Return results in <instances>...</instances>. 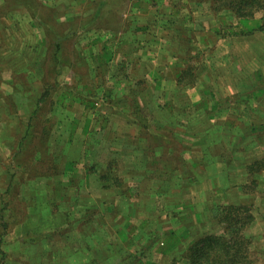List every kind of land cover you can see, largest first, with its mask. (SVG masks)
<instances>
[{
    "label": "rangeland",
    "instance_id": "1",
    "mask_svg": "<svg viewBox=\"0 0 264 264\" xmlns=\"http://www.w3.org/2000/svg\"><path fill=\"white\" fill-rule=\"evenodd\" d=\"M92 1L0 0V168L13 175L0 194V264H57L54 251L60 260L73 253L77 232L92 235L93 247L110 240L124 253L108 264H190L188 248L207 234L205 221L223 233L219 213L227 204L250 205L254 215L241 264H264V10L239 18L211 0H139L141 12H154L141 23L157 27L146 37L154 41L140 46L157 62L134 69L122 63L130 45L117 47L123 18L107 13V0ZM150 67L165 84L145 103ZM192 87L190 96L183 91ZM230 88L239 93L224 97ZM214 121L232 125L221 142ZM197 135L206 137L202 161L184 140ZM155 151L171 159H149ZM218 152L224 159L216 171L209 155ZM181 154L210 175L199 180ZM86 172L92 192L84 190ZM26 191L32 201L46 196V219L59 215L60 223L41 233L17 229L27 218ZM92 197L99 204L81 209ZM181 225L189 236L177 241Z\"/></svg>",
    "mask_w": 264,
    "mask_h": 264
},
{
    "label": "crops",
    "instance_id": "2",
    "mask_svg": "<svg viewBox=\"0 0 264 264\" xmlns=\"http://www.w3.org/2000/svg\"><path fill=\"white\" fill-rule=\"evenodd\" d=\"M92 1V0H91ZM105 1V0H103ZM108 3V8H106V10H108V14H111V11H115L117 12V15L119 14L124 21H122L123 25L121 24L119 26V31L118 34L120 35V41L117 45V47L119 46H123L124 45H130L129 47V51H125L128 54V58L127 61H123L122 63L123 65L127 66L130 62V64L134 67V69L136 68H141L144 67L146 64L148 65H152L155 66L156 65V58L151 59L150 58V52L145 51V49H141L144 43L147 42V44H151V41L153 42L154 39H148L146 37H150L151 33H154L157 30L156 25H150L146 22V24H142V18L145 17H149L151 14H154V12L148 8H144L142 9L143 12H141V6L139 2V0H107ZM149 0H146V2ZM93 2V1H92ZM123 9H125V12H122ZM130 35V36H129ZM146 39V40H145ZM146 41V42H145ZM134 50H141L139 52V54H137V52ZM118 54V55H123V53L118 52V53H114ZM140 58V59H139ZM122 59L125 60V56H122ZM171 60V59H170ZM152 68H148V72H146V76L149 77V81H153V85H151V82H149V88H148V92L147 91H143L142 92V98L143 101L146 103L147 99L149 98L150 95H152L153 93L157 92V90L162 87L165 84V79L164 78H160L158 77V74L156 72H151ZM132 76L138 77L135 74H132ZM224 82L225 80H220L218 82L215 83V81H213L214 85L216 88H220V83ZM163 82V83H162ZM202 85H200L199 88H201L200 90H204V85H203V81L201 82ZM232 83V82H231ZM251 83V82H250ZM167 84L169 85H173V82H171V80H168ZM175 86L172 89H174V91L178 90V85L177 83H174ZM244 87V82L242 83H238V88H242ZM194 88H198V87H192V88H188V89H184L183 91H185V93L192 95L191 93H195ZM232 90L230 92V94H226L224 97L230 96L233 97L236 95V93H239V89H237L235 92L234 89H229ZM240 93H246L247 91L241 89ZM178 93V92H177ZM182 93V91H181ZM170 94V93H169ZM221 95V94H220ZM141 97V95H140ZM170 97H173L174 99H177L178 96L177 95H170ZM189 100V99H188ZM185 107H187L188 109L190 108L193 109L192 106L190 105H186ZM194 108L197 109V112H204L207 111V108H201L199 109V106H195ZM212 109V108H210ZM229 113V112H228ZM218 123V129L219 131L216 132L215 137L217 138V142H221L224 139V135L222 134L224 131V129H229L232 128V125L230 124H226V122H216ZM248 123V122H247ZM133 125H136V123L133 122ZM137 126V125H136ZM229 132V131H228ZM200 135H197V137H193V136H185L184 140L186 142L189 143V145L194 148L196 147V150L193 151L194 153H198L200 155V159L201 161L203 160L202 157L204 158L205 155H203L204 153V148H205V139L206 137H201ZM156 140L154 142H157L158 139L155 138ZM151 140V139H149ZM152 141V140H151ZM166 144V142H164ZM221 144V143H220ZM164 156V157H163ZM210 158H213V163L210 166L211 168H216V165L218 164L221 165V161H223V156L221 152H218V154L214 155V157L212 156V154L209 155ZM181 160H183L184 162H190L191 167L193 168V170L197 173V177L199 178V180L208 177V175H210V173L207 174V176L204 174H200L197 170V167L194 166L195 162L192 163V160L190 161L191 157H187L186 154H181L180 155ZM149 159H158V160H170V155L169 153H161L158 151H155L154 153H152V158L150 157ZM195 159V158H194ZM197 161V160H196ZM215 162L216 165H215ZM73 164H68V166H72ZM213 166V167H212ZM210 168V169H211ZM166 171V169H165ZM77 178L79 174H77L78 169L75 168V171ZM166 176L167 174L164 173ZM213 175V173L211 174ZM71 175L66 173V177H68ZM92 176L89 175L87 172L84 174V190L85 192H92L93 189H91L92 186ZM71 179V178H70ZM13 183V175L8 173L7 170H2L0 168V194L1 193H5L7 191L10 190V187ZM27 184V183H25ZM200 186L203 187L202 183L200 184ZM151 190H153V193H155V189L154 184L150 185ZM31 191L34 192H38L37 189L35 188V186H33L31 188ZM107 189H101V192H107ZM150 190V191H151ZM180 191V190H179ZM168 192V191H165ZM193 192V191H192ZM34 193L32 192H25L23 198L26 199V201H29L28 205H27V218L25 221H22L21 223L18 224L17 229L22 230L21 232H28V231H35L37 233H41L43 231H45V226L48 225V228H53L54 225H57L60 223V218L59 215H55L52 214L51 216H49L48 219H46V204L43 202L44 198L46 199V196H43L42 199L40 198V193L38 194V198H35L34 201H32V196ZM183 195V194H182ZM195 195H199V194H195ZM100 198L105 196V193L100 194ZM93 199V200H92ZM104 201H106V199H103L101 201V204L104 203ZM194 202H196V204H198V202H200L201 200L198 198H196V200H193ZM84 204H80V208L83 210H87L90 209L91 206L89 204H99V200H97V198L92 197L89 201L87 199H84L83 202ZM195 216V218L197 217L198 213L192 214ZM58 218V219H57ZM84 226H88L91 225V222L87 221L83 223ZM82 224V225H83ZM203 233H214L215 231H213V228L215 227V223L214 222H209V221H205L203 224ZM184 226H178L177 228H174V235H176L177 241H181L182 238L184 237H188V235H186V233L184 232L183 228ZM205 227H208V229L211 230H206ZM212 231V232H211ZM210 232V233H209ZM78 234H76V242H78V245H76V248L74 250L73 253H71L70 255H67V257H63L62 260H60L61 254L60 252H58L57 250H55V254L57 256V264H93L92 262L94 260H96L97 262H100V264H108V258H109V262L112 263L113 257L118 256L119 258L116 260V262L120 263L122 261V256H124V253L120 254L117 253L114 250V247L112 246L110 240L107 241V244H105V242H103V245L98 244V245H94V247L92 246V241H93V236L92 235H87V234H81L80 232H77ZM171 233V231L169 232ZM206 234V235H207ZM193 236V235H192ZM120 238V242H122V240L126 239L123 235L122 236H118ZM27 244L25 245L24 243H21V247L27 248ZM172 248V245H169L167 247V249L165 250L164 253H167L168 251H170V249ZM119 250V249H118ZM153 251V250H152ZM172 252V250L170 251ZM45 253H39L40 256H43ZM158 254L160 255L161 252H155V255ZM55 257V256H54ZM157 258H149V259H144V262L142 264H164L165 262L161 259L159 262L156 261ZM143 261V260H142Z\"/></svg>",
    "mask_w": 264,
    "mask_h": 264
},
{
    "label": "trees",
    "instance_id": "3",
    "mask_svg": "<svg viewBox=\"0 0 264 264\" xmlns=\"http://www.w3.org/2000/svg\"><path fill=\"white\" fill-rule=\"evenodd\" d=\"M211 1L219 7L227 6V9L239 18L250 17L259 9L264 10V0ZM47 95L48 91L39 102H43ZM28 134L24 136L25 140ZM22 145L20 141V146ZM254 166L255 164L250 165L252 168ZM219 217L224 227L223 233H210L192 242L187 252L190 264H241L240 258L243 262L248 259L249 239L244 231L254 221L251 206L227 204L222 206ZM248 264H252V260L249 259Z\"/></svg>",
    "mask_w": 264,
    "mask_h": 264
}]
</instances>
